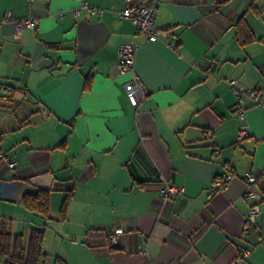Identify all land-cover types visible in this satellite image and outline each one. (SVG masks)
I'll return each mask as SVG.
<instances>
[{
    "label": "crops",
    "instance_id": "0c3cea01",
    "mask_svg": "<svg viewBox=\"0 0 264 264\" xmlns=\"http://www.w3.org/2000/svg\"><path fill=\"white\" fill-rule=\"evenodd\" d=\"M125 3L0 0V150L17 163L0 159V215L26 243L45 229L47 264H264V109L245 99L250 133L239 140L228 81L264 96V0H165L156 24L176 47L142 35L120 15ZM29 17L37 28L20 30ZM241 17L257 39L246 46ZM137 42L136 106L130 73L116 68L119 46ZM247 171L259 176L260 216L244 235ZM165 183L183 192L166 199ZM40 189L50 220L22 202Z\"/></svg>",
    "mask_w": 264,
    "mask_h": 264
},
{
    "label": "built area",
    "instance_id": "2783aa9c",
    "mask_svg": "<svg viewBox=\"0 0 264 264\" xmlns=\"http://www.w3.org/2000/svg\"><path fill=\"white\" fill-rule=\"evenodd\" d=\"M165 0H126L125 6L120 10V15L126 19L131 20L137 27L139 32L144 35L149 41H157L159 39H169L170 45L176 47V39L172 36L170 30L159 28L156 24V15L159 11L161 4ZM226 0H211L214 5H221ZM82 6H88L86 1H83ZM79 13V10L76 11ZM6 19H12L10 12L6 13ZM17 27L21 30L23 28L36 29L39 25V21L36 18H24L16 20ZM140 43H123L119 46V63L116 71L118 75H124L130 73V78L124 82V89L134 105H139L146 97V90L144 81L138 75L135 69L136 55ZM235 95H236V116L243 122L240 128L239 140H243L250 133V128L246 122V107H244V101L246 98L252 99L256 104L264 109V96L262 91L257 88H246L243 86H237L235 79L228 80ZM212 131H208V136L212 137ZM220 150L216 149V153ZM0 159H6L9 167L15 168L16 162L7 158L4 151L0 150ZM247 182L246 196L253 200L250 207V211L247 215L246 221L242 228L243 234L248 235L258 226V218L260 216V207L258 201L260 200V194L258 191L259 176L253 171H247L245 173ZM218 186L226 183L216 179ZM183 192L182 189H177L172 185L165 183L161 188L162 196L166 199L171 197H178ZM124 229L120 226L114 228L112 232L108 233V238L111 242H115L116 236L122 234ZM249 254V250L245 251V256ZM145 264H153L152 261H148ZM237 264H248L243 260H238Z\"/></svg>",
    "mask_w": 264,
    "mask_h": 264
},
{
    "label": "trees",
    "instance_id": "16d2710c",
    "mask_svg": "<svg viewBox=\"0 0 264 264\" xmlns=\"http://www.w3.org/2000/svg\"><path fill=\"white\" fill-rule=\"evenodd\" d=\"M237 36L242 46L257 40L244 17H241L237 23ZM70 199L71 195L64 201L61 211L62 220L66 218ZM22 202L27 211L36 213L47 220L52 218L48 190L40 189L37 193H26ZM45 232V229L33 228L26 243L23 234L11 230L9 218L0 215V264H47L49 254L44 249ZM58 264L67 263L59 259Z\"/></svg>",
    "mask_w": 264,
    "mask_h": 264
}]
</instances>
